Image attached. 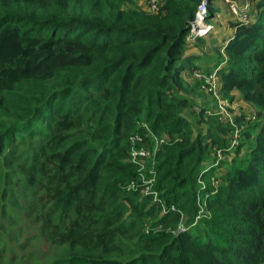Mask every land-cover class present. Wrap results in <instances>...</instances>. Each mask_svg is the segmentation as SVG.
<instances>
[{"label": "trees", "instance_id": "16d2710c", "mask_svg": "<svg viewBox=\"0 0 264 264\" xmlns=\"http://www.w3.org/2000/svg\"><path fill=\"white\" fill-rule=\"evenodd\" d=\"M203 1L159 0L145 10L136 0H0V159L32 139L23 167L43 187L39 203L49 204L36 219L48 242L67 249L55 264H264V0H252L254 20L231 23L208 70L185 55ZM207 1L213 21L215 0ZM196 68L216 71L220 94L237 92L255 109L235 117L244 124L239 156L226 169L209 153L233 129L206 120V107L189 97L203 88ZM149 132L160 138L155 190L189 216L205 196L222 239L143 231L177 213L158 217L142 196L132 139L150 148ZM215 170L218 188L197 184ZM130 181L137 189L126 193ZM130 234L145 250L127 258L121 237Z\"/></svg>", "mask_w": 264, "mask_h": 264}, {"label": "rangeland", "instance_id": "374dc122", "mask_svg": "<svg viewBox=\"0 0 264 264\" xmlns=\"http://www.w3.org/2000/svg\"><path fill=\"white\" fill-rule=\"evenodd\" d=\"M136 4L143 9H148L151 0H136ZM214 23V21H212ZM215 29V27H214ZM213 30H211L205 39L212 36ZM220 38H211L210 41H204L200 43H194L193 41L187 46H200L198 47L201 52H208V55H213L215 58L219 57L220 53L217 51ZM207 56V55H206ZM206 60V58H203ZM215 60V59H213ZM204 64V63H203ZM206 67H204L205 69ZM197 82V80L195 81ZM194 84V83H192ZM238 93L233 92L231 94H223L218 92L215 94L209 88L203 87L196 90L194 94H189V97L193 100L201 103L209 111L206 113L207 116L210 114L213 117L217 118V122H224L232 128V132L226 134L222 133V136L226 139V145L221 148H225V151L221 148L216 147L212 149V152L209 153L211 158L217 156V161L225 160L227 163L220 162L216 163L217 166L223 163L224 169L228 168L227 165H231V157H238L239 155L233 152V148L237 145L234 143V140L239 141V132L244 126L242 124L239 126L235 117L237 115L246 114L248 117H253L255 114V109L248 106V104L243 103L240 100H237L236 96ZM196 107V106H195ZM201 110H199V113ZM196 119L200 120V117L196 116ZM204 121L202 125L195 126V130H200V127L208 126V122ZM148 136L153 138L151 140L152 146L148 149L150 154L148 156L131 158L132 161L142 164L140 170L137 171L143 173L140 181L147 180V174L152 171V160L154 156L155 149L158 147L160 138L152 135L151 132L148 133ZM28 143L31 141V138H27ZM245 140V139H244ZM21 144V149H19L16 156L13 155L11 151L8 154V148L2 153L0 159V264H55L58 260H62L67 256V249L64 247H58L52 245L46 240L44 235H42L40 230V225L36 219V214L41 209L45 208L47 202L42 205L39 203L40 196L44 195L43 187L39 183L33 184V182L28 178L26 171L24 170V163L26 154L24 151L27 148V144ZM132 149L131 153L134 150L142 148L143 145H139L137 140L132 139ZM19 146V145H18ZM229 150V151H228ZM6 155L7 158L4 159ZM208 156V157H209ZM10 157V158H9ZM214 168L213 165H209ZM218 170H215L213 174H210L211 177L206 179L204 182H198L197 184L203 187L218 188L217 183L214 181V178H217ZM6 177V180H5ZM14 183V185H12ZM156 177L152 176L148 182L149 187L147 191L142 192V196L145 197L147 192L150 194L149 206L154 205L157 210V216L160 217L163 214H166L168 210L177 209L176 214H170L166 223H163L162 226L150 230L148 227H152V223L155 222V219L149 218L146 221V228L148 230H143L147 232H154L157 234L178 232V231H189L195 236L202 238H213V239H222L223 234V225L222 224H212L216 221L217 217L213 212V209H210L209 203L206 201L205 196L197 195V202L194 206L195 214L189 216L183 208L181 210L176 206L168 205L162 197V192L155 190ZM21 184V185H20ZM128 193L131 190L137 189L136 183H127ZM126 197H130L127 195ZM141 196L139 199H143ZM124 197L120 198L119 202L124 204ZM44 199V197H42ZM180 220L175 221V216L180 213ZM175 215V216H173ZM220 227V228H219ZM175 232V233H176ZM135 234H130L127 236L121 237V241L126 251L129 252L127 258L134 257L139 252H144V245L141 241L138 240V237L134 236Z\"/></svg>", "mask_w": 264, "mask_h": 264}, {"label": "built area", "instance_id": "2783aa9c", "mask_svg": "<svg viewBox=\"0 0 264 264\" xmlns=\"http://www.w3.org/2000/svg\"><path fill=\"white\" fill-rule=\"evenodd\" d=\"M158 1L159 0H151V7L153 10L158 9ZM224 2L234 15L235 19L238 20L239 22L243 23H249L251 22V17H250V0H241L243 1V4L240 5V0H221ZM214 29V23L209 20V9H208V1L205 0L202 2V4L199 6V9L196 13L195 19L192 22L190 33L187 37V41L191 42L194 41L197 37H206L207 34ZM193 77L203 83V87H208L209 84V89L213 91L215 94H218V89H217V80H218V75L217 72H209L205 73L202 71V69L196 68L193 72ZM209 112V111H208ZM234 143H237V140L235 138ZM149 148H139L137 150H134L133 153H131V158L133 157L134 159L137 157H143V156H148L150 154V151L148 150ZM132 161V160H131ZM135 162V161H133ZM140 163V162H139ZM138 164L139 169H141L142 164ZM141 165V167H140ZM140 176H143V173L139 172ZM151 174H147V180H144L142 183L147 184V187L142 191H147L149 184L148 182L152 178L150 176ZM141 177L139 180H141ZM134 183V182H131ZM136 183V182H135ZM150 194L147 192L146 196H149Z\"/></svg>", "mask_w": 264, "mask_h": 264}, {"label": "crops", "instance_id": "0c3cea01", "mask_svg": "<svg viewBox=\"0 0 264 264\" xmlns=\"http://www.w3.org/2000/svg\"><path fill=\"white\" fill-rule=\"evenodd\" d=\"M243 4V1L240 0V5ZM213 6L215 8V15L212 18L214 21V31L212 33V36L204 39V41H210L211 38H217L219 40L218 46L216 48L219 51L220 47L223 46V44L227 43L228 38L233 35L234 33V27L231 25V23L235 20L234 15L230 11L229 7L222 2L221 0H215L213 2ZM254 2L250 0V17L251 20H254ZM202 40H199L198 43H200ZM194 42V41H193ZM200 46H187L186 48V56H196V59L194 60V64L201 66V67H206L205 69H211L215 63L217 58H215L213 55H208V52H204V54L201 52L200 49L198 48ZM220 53V52H219ZM207 55V56H206ZM206 58L204 60L203 58ZM215 59V60H213ZM204 63V64H203Z\"/></svg>", "mask_w": 264, "mask_h": 264}]
</instances>
